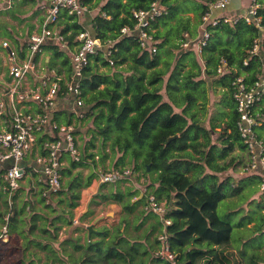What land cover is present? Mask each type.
I'll use <instances>...</instances> for the list:
<instances>
[{
  "label": "clouds",
  "instance_id": "clouds-1",
  "mask_svg": "<svg viewBox=\"0 0 264 264\" xmlns=\"http://www.w3.org/2000/svg\"><path fill=\"white\" fill-rule=\"evenodd\" d=\"M101 7L95 0H0L6 17L0 48L13 47L12 56L0 52V158L15 157L0 196V229L23 238V264H153L157 257L164 258L162 264H182L178 257L185 249L169 248L168 238L174 235L169 226L175 220L166 216L173 197L179 199L178 192L187 189L174 183L166 168L176 159L199 161L185 174L188 186L216 176L221 181L232 177L229 183L242 189L238 201L217 206L222 212L244 208L233 225L250 216L242 232L230 233L239 241L230 249L235 253L230 264H264V247H253L264 242V207L251 204L260 203L257 198L264 194V156L254 147H264L259 127L264 125V104L249 108L257 99L254 93L264 88V11L258 14L264 0H147L142 6L124 0L118 15L101 12ZM76 11L80 15L74 16ZM98 15L109 22L102 32L95 27ZM218 17L225 18L232 32L221 33L226 42L217 52L203 53L197 43L193 55L184 60L176 56L201 35H210L207 27ZM236 19L247 26L239 38L234 35ZM137 31L141 41L123 54L127 63L103 51H119L125 37ZM150 40L163 45L157 66L139 89L152 99L136 106L131 123L129 115L118 124L126 97L115 82L139 75L135 56ZM257 56L258 62L253 59ZM101 73L106 79L99 87L85 91L79 86ZM117 91L121 98L110 111L104 100ZM161 111L173 123L157 121L146 128ZM245 120L249 125L259 122L251 136ZM185 133L187 147L164 152L166 139ZM213 145L216 158L209 164ZM157 157L162 167L148 171L147 164ZM60 210L65 215L55 220ZM36 213L43 217L38 222L32 220ZM93 244L103 261H94L89 251ZM112 248L118 256L109 255ZM244 251L247 255L241 256Z\"/></svg>",
  "mask_w": 264,
  "mask_h": 264
},
{
  "label": "trees",
  "instance_id": "trees-1",
  "mask_svg": "<svg viewBox=\"0 0 264 264\" xmlns=\"http://www.w3.org/2000/svg\"><path fill=\"white\" fill-rule=\"evenodd\" d=\"M84 3H93V0H83ZM138 4L141 6L147 2V0H137ZM97 5H103L101 7V12H114L117 15L119 11L124 7V0H107V3L104 4V0H95ZM264 10H258V14ZM74 16H78L73 14ZM157 20L159 17L156 18ZM236 25V31L234 35L239 38L241 31L244 30L247 26L244 25L241 19L234 20ZM264 23V21H262ZM95 27L98 31H104L109 28V22L104 19L102 15H98L96 17ZM148 30V29H147ZM255 30V29H253ZM67 31V29H65ZM207 31L211 34L205 40L204 45H202L201 52L203 53H215L219 48H221L225 44V39L221 35L224 32H232V29L224 22V19H221L217 24L212 25L209 24L207 27ZM140 43L139 36L134 33L132 36H126L124 42L118 45L119 51L116 49H112V53L109 54V58L122 56V59L118 61L120 64H125L128 61V56L123 55L124 53L132 52L133 49ZM227 43H232V39H228ZM51 44V43H49ZM153 45L156 47V51H153L152 47L147 48L145 46L142 54L135 56V72L139 73V75H132L126 77L124 80H117L115 82V88L117 90L123 88V95L126 97L124 103L121 104V110L124 115L117 116V123L119 124L125 119V116L130 115L131 121L136 119L135 108L138 104H143L152 99L151 93L148 94H139L140 85L144 81V79L148 75V71L155 68L158 64L160 58V49L163 45L159 44L156 40H154ZM100 50H98L99 53ZM105 51V49L103 50ZM196 51L193 49H184L181 48L176 56L181 60H184L186 57L193 55ZM155 57V59H153ZM93 59V56L90 57V60ZM101 59L100 55L95 56V60L99 61ZM255 61H259V57L253 58ZM231 59H229V66L231 65ZM107 63V61H105ZM253 65L250 63L249 67L251 68ZM89 70V66L86 65L83 71L87 72ZM119 75V73H117ZM155 75V73H153ZM106 79L103 73L97 74L95 77L90 79H85L81 82L80 86L83 90H91L99 87V84ZM121 93L119 91L113 93L111 97L104 100V105L110 111H115L116 109V101L120 100ZM264 104V92L262 94V98L253 106V110H255L260 105ZM58 112H63V109H58ZM159 121L161 123H165L166 125H171L173 123L172 120H169L166 112H157L155 115L151 117L149 124L146 128H150L155 126V123ZM260 129H264V125L259 126ZM257 130V125L254 127V131ZM207 135V133H205ZM173 137V136H172ZM188 133H185L183 137L177 136L175 138H168L165 141L164 152L173 149V148H182L187 147L185 143L188 140ZM259 138V137H257ZM231 145L229 147L224 148V153H227ZM217 148L216 145L212 146V150L208 153L207 159L208 163L211 164L212 161L216 158ZM159 161V157L154 158L150 165V169L148 171L159 170L162 167V164ZM199 165V161H185L181 159H176L172 163L167 165L166 171L170 174L174 183L181 189H187L186 191L178 192L179 199L173 197L175 201L173 205V209L170 210L166 216V218L171 217L174 218L175 223L169 226V230L174 232V235H170L168 238V245L170 249L176 247H183L185 250L182 253L181 257H178L182 261V264H230L233 259L235 253L230 251L232 246L234 247L239 241L238 238L234 239L233 235L230 233L233 232L234 226L233 223L222 216L219 215L220 210L218 209V204L228 201L229 203H233L238 201L240 197V193L242 192L241 188L235 187V183H229L232 181V177H228L226 180L221 181L216 176H205L203 179L197 180L195 183H192L188 186V177L185 175L186 173H190L193 171L194 167ZM3 173L5 170L3 169ZM3 191L4 189V175H3ZM209 186L211 187V191H208ZM237 195L238 199H230L232 196ZM260 203H257V200H252L257 208L264 207V194L258 197ZM176 203L179 205V209L176 208ZM253 205V204H252ZM251 212V207L249 209ZM230 214L233 213H242L244 212V208L240 207L238 210H229ZM65 213L61 214L60 212L54 218L55 220H59L64 217ZM229 215V214H228ZM189 217L194 219V223L188 225ZM245 220H250L249 215H245L243 219L238 223L239 228L244 223ZM98 235H105V233L97 230ZM217 244V246H216ZM246 248V246L244 245ZM254 247H264V244L255 245ZM89 251L92 253V257L94 261H103L104 257L100 254L101 250L98 247V244H93ZM119 255V251L115 248H112L109 252V255ZM241 256H246L247 252H240ZM163 257H157L153 260V263L160 264L163 262ZM110 264H114V261H111Z\"/></svg>",
  "mask_w": 264,
  "mask_h": 264
},
{
  "label": "crops",
  "instance_id": "crops-1",
  "mask_svg": "<svg viewBox=\"0 0 264 264\" xmlns=\"http://www.w3.org/2000/svg\"><path fill=\"white\" fill-rule=\"evenodd\" d=\"M6 17L5 14L0 12V25H3L5 23ZM2 43V42H0ZM49 43H52L51 41ZM25 44H27V41H25ZM12 47V46H11ZM7 51V48H0V52ZM2 59H0V63H2ZM69 108H71V105H68ZM62 109V108H61ZM11 161L4 162V167L9 166ZM4 168L0 167V196L3 195V175H4ZM5 170V169H4ZM27 175L23 179H26ZM35 191V189H33ZM61 214L63 213V210L59 211ZM42 215L40 213H36L32 216V220L34 222H38L42 219ZM100 221L97 223L99 224ZM37 223H33L31 231H36ZM79 230V229H77ZM89 232V230L87 229ZM4 230L0 229V234H3ZM5 236V240L0 242V264H23V253H24V241L23 238L16 234L14 231L9 229Z\"/></svg>",
  "mask_w": 264,
  "mask_h": 264
},
{
  "label": "built area",
  "instance_id": "built-area-1",
  "mask_svg": "<svg viewBox=\"0 0 264 264\" xmlns=\"http://www.w3.org/2000/svg\"><path fill=\"white\" fill-rule=\"evenodd\" d=\"M248 2H254V0H248ZM81 3H84L83 0H81ZM52 6H53V7H56V5H52ZM60 7H63V5H60ZM73 7H75V5H73ZM73 14L80 15L79 11H76V12H74ZM221 19H224V20H225L224 17H218V18H217L218 22H219ZM54 22H55V21H53V23H54ZM218 22H217V23H218ZM217 23H215V24H217ZM215 24H214V25H215ZM143 30H144V31H147V27L145 26V28H144ZM136 34L139 36V39H140V41H141V32H140V31H137ZM207 37H208V36H203V35H201V37H200V39H199V43H200V45H204L205 40H206ZM49 42H50V41H49ZM153 43H154V40L147 41V42H145V46H146L147 48L152 47L153 51H156V47L153 45ZM6 48L8 49V52H7L8 55H9V56H12V55H13V47H11V45H7ZM98 50H99V49H98ZM98 50H97V52H98ZM105 52H107L108 54H111V53H112V49H105ZM91 56H92V54L89 53V54H88V59H89V60H90V57H91ZM85 66H86V65L83 66V69H84ZM79 86H80V85H79ZM80 87H81V86H80ZM263 92H264V88H260V89H258V90L254 93V96L257 97V99H255L254 102H253L251 105H249V108H250L251 110H253V106H254V105H255V104H256V103L262 98V94H263ZM258 123H259V122H257V124H258ZM257 124L249 125V123H248L247 120L244 121V127L249 129V132H248V135H249V136L253 135V133L255 132V131H254V127H255ZM257 139H258V138H257ZM0 143H2V142H0ZM9 146H10V147L12 146V141H9ZM254 147H255V152H256L257 155H259V156H264V147H262L260 144H256ZM0 152H2V149H0ZM57 155L59 156V153H57ZM6 161H11V163H10L9 166L4 167V162H6ZM14 161H15V157H11V158H9V159H3V158H0V167L5 169V173H4V182H5L4 189H6L7 186H8V183H7L6 179H5V177H7L8 173L14 168V166H15ZM25 175H26V174H25ZM25 175L21 176L20 179L23 180V178L25 177ZM45 179L47 180L48 178L45 177ZM5 234H6L5 231H4L3 234H0V242H2V241L5 240V238H6L5 236H7V235H5Z\"/></svg>",
  "mask_w": 264,
  "mask_h": 264
},
{
  "label": "rangeland",
  "instance_id": "rangeland-1",
  "mask_svg": "<svg viewBox=\"0 0 264 264\" xmlns=\"http://www.w3.org/2000/svg\"><path fill=\"white\" fill-rule=\"evenodd\" d=\"M247 2H248V0H247ZM201 37V36H200ZM200 39V38H199ZM199 44V48H200V51L202 50V45H200V43H199V41H193V45H190L189 46V48L188 49H194L195 51H196V47H194V45H196V44ZM71 107H72V105H71ZM150 167V166H149ZM150 169V168H149ZM239 197L237 196V195H234V196H232L230 199H238ZM258 199V198H257ZM259 200V199H258ZM252 204L254 205L255 203L254 202H252ZM176 205H177V203H176ZM229 214V215H228ZM219 215L220 216H222L223 218H225V219H227V220H229V221H231V222H233V218L234 217H236V216H238L239 214L238 213H233V214H230L228 211H220L219 212ZM190 222L191 223H194V219H191V217H189V220H188V225L190 224ZM238 226V223L237 224H235V226H234V229L239 233V232H242L244 229H245V223H243L242 225H241V228H239V227H237ZM234 237V236H233ZM234 239H236L235 237H234ZM264 244V242H261V243H257V244H255V245H260V244ZM255 245H253V247L255 246ZM216 246H217V244H216ZM246 246V248L249 246V245H245ZM233 247V246H232ZM153 264H156V263H153ZM160 264H162V263H160Z\"/></svg>",
  "mask_w": 264,
  "mask_h": 264
},
{
  "label": "water",
  "instance_id": "water-1",
  "mask_svg": "<svg viewBox=\"0 0 264 264\" xmlns=\"http://www.w3.org/2000/svg\"><path fill=\"white\" fill-rule=\"evenodd\" d=\"M175 137H177V136H173V137H171L170 139L175 138ZM149 166H150V165H148V169L150 168ZM98 222H99V221H97L96 223H98ZM88 230H89V233L92 232V228H91V227H89Z\"/></svg>",
  "mask_w": 264,
  "mask_h": 264
}]
</instances>
